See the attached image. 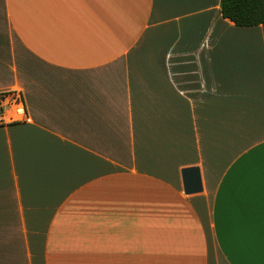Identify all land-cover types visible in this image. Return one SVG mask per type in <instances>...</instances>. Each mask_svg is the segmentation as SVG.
Wrapping results in <instances>:
<instances>
[{
  "label": "crops",
  "instance_id": "1",
  "mask_svg": "<svg viewBox=\"0 0 264 264\" xmlns=\"http://www.w3.org/2000/svg\"><path fill=\"white\" fill-rule=\"evenodd\" d=\"M261 29L221 0H0L32 118L0 119V264H264Z\"/></svg>",
  "mask_w": 264,
  "mask_h": 264
},
{
  "label": "trees",
  "instance_id": "2",
  "mask_svg": "<svg viewBox=\"0 0 264 264\" xmlns=\"http://www.w3.org/2000/svg\"><path fill=\"white\" fill-rule=\"evenodd\" d=\"M221 13L240 26L264 24V0H221Z\"/></svg>",
  "mask_w": 264,
  "mask_h": 264
},
{
  "label": "built area",
  "instance_id": "3",
  "mask_svg": "<svg viewBox=\"0 0 264 264\" xmlns=\"http://www.w3.org/2000/svg\"><path fill=\"white\" fill-rule=\"evenodd\" d=\"M7 109H11V119L31 121L28 114L24 97L19 91L0 92V119L3 118Z\"/></svg>",
  "mask_w": 264,
  "mask_h": 264
},
{
  "label": "water",
  "instance_id": "4",
  "mask_svg": "<svg viewBox=\"0 0 264 264\" xmlns=\"http://www.w3.org/2000/svg\"><path fill=\"white\" fill-rule=\"evenodd\" d=\"M181 172L185 193L191 194L203 190L202 174L198 165L183 167Z\"/></svg>",
  "mask_w": 264,
  "mask_h": 264
},
{
  "label": "rangeland",
  "instance_id": "5",
  "mask_svg": "<svg viewBox=\"0 0 264 264\" xmlns=\"http://www.w3.org/2000/svg\"><path fill=\"white\" fill-rule=\"evenodd\" d=\"M260 33H264V30L261 29Z\"/></svg>",
  "mask_w": 264,
  "mask_h": 264
}]
</instances>
